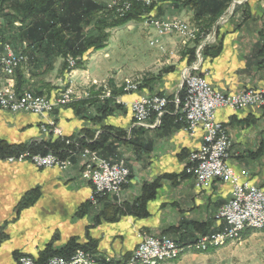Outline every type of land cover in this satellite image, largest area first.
I'll use <instances>...</instances> for the list:
<instances>
[{
  "label": "crops",
  "instance_id": "1",
  "mask_svg": "<svg viewBox=\"0 0 264 264\" xmlns=\"http://www.w3.org/2000/svg\"><path fill=\"white\" fill-rule=\"evenodd\" d=\"M153 1L156 16H180L201 28L226 10L223 0ZM135 23L110 30L105 46L88 50L70 78L61 71V57L53 59L49 71L38 68L39 61L32 58L42 57L40 61L48 65L52 61L50 55L39 56L42 49L31 54L28 74L21 72L17 78L16 73L12 83L18 91L31 89L51 97L63 89L59 88L62 82L68 85L70 80L73 100L53 113L62 135L82 144L102 141L94 149L97 154L113 161L123 158L131 173L118 200L106 197L90 205V188L80 178L82 161L74 145L64 143L58 149L73 162L64 172L0 159V264H14L21 254L42 257L70 243L120 264L130 256L137 233L143 230H167L186 244L194 235L217 227L214 212L228 197L229 186L214 181L197 189L191 177H180L184 159L198 148L202 132L190 136L177 120L176 108L166 111L159 124L152 115L150 125L142 128L134 125L130 112V102L140 95H177L193 44L178 45L174 36H165L166 52H157L147 44L151 30L143 28L141 21ZM197 71L223 92L264 88V0H245L218 23ZM127 79L137 82L138 89L121 90ZM39 119L31 113L0 111V140L33 146L61 142L62 137L41 131ZM215 119L232 140L230 163L236 170L246 169L250 182L264 189V107L220 108ZM158 179L155 196L146 202V215L129 213L127 207L142 194L143 184ZM241 246L248 254L263 250L264 229L246 230ZM189 253L182 258L200 255Z\"/></svg>",
  "mask_w": 264,
  "mask_h": 264
},
{
  "label": "built area",
  "instance_id": "2",
  "mask_svg": "<svg viewBox=\"0 0 264 264\" xmlns=\"http://www.w3.org/2000/svg\"><path fill=\"white\" fill-rule=\"evenodd\" d=\"M141 1V0H140ZM145 1V0H142ZM123 9H128L129 1L120 0ZM121 11V10H120ZM164 29H175L181 34L190 35L187 26L176 20L172 24L162 23ZM26 56L5 43L0 47V109L10 112H34L45 114L59 103H64L67 96L49 100L43 96H36L29 92V97H19L3 83V77L8 78L25 62ZM200 60L192 63L184 75V98L182 111L185 114L187 129L192 134L196 127L204 129L202 144L191 151L188 156L186 172L194 176L197 187L207 186L211 180H221L231 185L230 200L219 211L218 216L225 218L227 227L224 232L212 236L213 238L229 235L232 230L241 229L246 224L254 225L264 222V192L247 180V172L243 169L236 171L226 162L228 157L229 136L223 125L214 118L219 107L242 109L246 107H260L264 104L263 91L245 90L236 94H223L214 89L206 80L203 72H198ZM73 66V61L70 63ZM195 70V71H194ZM131 87H134L131 85ZM166 105V98L157 94L141 96L131 103L133 117L143 122L150 112L161 114ZM48 127L42 126V131L59 134V128L52 121ZM27 154L9 157V161H22ZM84 169L81 178L90 181L97 193L117 194L121 184L125 181L128 171L122 162H110L101 159L96 153L84 149L81 153ZM36 166H57L60 169L69 167L70 161L60 160L57 156L35 155L30 159ZM208 240L201 237L199 242ZM176 245L166 236L158 238L143 237L132 256L136 259L150 258L160 251L175 250ZM74 256H85L91 259L84 251H77L70 258L53 257L44 264H70ZM19 264H38L29 257L20 258Z\"/></svg>",
  "mask_w": 264,
  "mask_h": 264
},
{
  "label": "rangeland",
  "instance_id": "3",
  "mask_svg": "<svg viewBox=\"0 0 264 264\" xmlns=\"http://www.w3.org/2000/svg\"><path fill=\"white\" fill-rule=\"evenodd\" d=\"M127 1H129V6H128V9H125V10H122L123 6H122V4L119 3L120 0H107L105 3L101 4L103 6V8L101 10V11H103L102 13L106 14V17L104 18L105 22H109L112 18H117V16H121L124 12H126L127 10H129L132 7L133 2H138V3L142 4V6L145 8L143 13H142V15H141V17L138 18V19H130V20L126 21L125 23H122V24H120L118 26L105 27L104 33L107 35L105 43L107 42V39L109 37L110 30H112L114 28H118V27L119 28L120 27L125 28V27L131 26V25H136L135 22H140L141 21L143 28H149L151 30L150 33L146 34V40H147L148 46L150 48H153L154 50H157V52H160V53L166 52L165 43L163 41V38L165 36H174V38L176 39L178 45L186 46L187 44H190V43L193 44V48L191 49L192 50V54H190V56L188 57V60H187L188 61L187 64H190V65L183 69L182 77H181L182 78V83L180 84V88L178 90L177 95L176 96H172V95L171 96H166L163 93H161V94L154 93V94L160 95L162 97L164 96L166 98V105L162 109L160 115H158L156 113H153V112H150L148 118L145 121H143V122H140V121L136 120L133 117L132 111H131V103L134 100L139 99V97H141V96H147V94L146 95H140L139 97H137L136 99L131 101L130 102V112H131V116H132L134 125L139 126L141 128L142 127H148L150 125L148 123V119L152 115L154 117V121L157 120L158 124H159L161 122V119H162L161 117H163V115L165 114L166 111L169 112V111L173 110L174 108H176L177 120H181L184 123V129L187 131V133L190 136L194 135L197 130H200L202 132L201 141H200V145H201L202 144V137L204 135V129L202 127H196L194 129V132L191 134L189 132V130L187 129L188 125H187V122H186L185 114L182 111L183 98H184V75H185V72L188 69L191 68V66H192L191 62L192 61L193 62L199 61V60H200V62L202 61L203 54H204V51L206 50V47H208L209 43L212 40H214L215 29H216L218 23L221 20H224L225 17L227 16V14L229 12H231L237 4H241L245 0H223V2L226 3V5H225L226 10L224 12V15L221 18H219L218 20H214L213 18H211L210 22L205 26V28H201V27H199L198 23H195L194 21H191V20L186 19V18H182L180 16H164V17L163 16H156V14L154 13V1L153 0H145V1H142V0L141 1L140 0H127ZM23 2H24L23 0H16V1L15 0H9L8 2L2 3L0 5V47H2L3 44L7 43L11 47H13L16 51L22 52L26 56L25 62H23L20 65V67H18L15 70L13 75H11L8 78H4L3 77V80H4L3 83H4L5 86L9 87L16 95H18V94L20 95V94H22L24 92H30L33 95L43 96V97H45V98H47L49 100H54L56 98H61L62 96H67L66 102L59 103L58 105H56L55 107H53L51 110L47 111L43 115L42 114H37V113H34V112H26V111L15 112V113H31V114H34V115L38 116L40 118L39 120H40V129H41V131L43 130L42 126L48 127V125H47L48 121H52L54 126L59 128V126L57 125L56 119L53 117V113L58 108L66 105V104H70L71 101L73 100L72 97H73V95H75V93L70 88V80H69V84L68 85L63 83V82H62V84L60 86L58 85L59 88H61V89L63 88V89L60 90L57 94H55L54 97L45 95L43 93L41 94V92L37 93V92H35V91L31 90V89H21V90L18 91L15 88L14 84L12 83L17 72H18V74L16 75L17 78H20L21 72H23L24 74L25 73L28 74L27 68L29 67V63H30V59L29 58L31 56V54H29V51L27 50L26 40L21 36V31L22 30L25 31V29H23L24 26H22V23L19 20L11 17L12 15L16 14V9L13 6H15L16 4L23 3ZM110 10L115 11L116 14L115 15L111 14V13L107 14V12L110 11ZM10 18H12V19H10ZM176 20H180V23H182L185 26H187L188 30L190 31V35L181 34L178 31H176L175 29H171V30L164 29L163 26L161 25L162 23L172 24ZM94 21H95V18H92L90 20L89 24L84 27V31H85V33L87 35L96 34L97 33L96 30H95V27H94ZM214 21H216V22H214ZM213 24H214V26H213ZM104 46H105V44H104ZM42 54L43 53L39 52V56H43ZM55 57H59V58L61 57L62 58L63 61H62V64H61V71H63V74L68 76V78H70L73 75V73H74V71H75V69L77 67H81V65H82V64H80L79 66H76L75 63H76V60L79 59V57H72L70 54H67L65 57H63L61 55H59V56H56V55L51 56L50 58H51L52 61L49 62L50 65H48L47 61H40V60L43 59L42 57H40L39 60L37 58L36 59L32 58V59L35 60L36 63L39 61V63H37L38 68H40V70H41L42 67H43L44 71L46 72V71H49L51 69V67H52L51 65H52L53 59ZM72 61H73V66L70 65V63ZM170 68H171V66H168L165 69V71L167 72ZM57 72L58 71H54V73L52 72V74L55 75V74H57ZM208 83L211 85V83L209 81H208ZM131 85H133L134 87H131ZM119 87H120L121 90H123L125 92H130V91H134V90L138 89V83L137 82H132V81L127 79ZM214 89H216V88H214ZM216 90L220 91L223 94H236V93H238L240 91H245V90H255V91L261 90V91H263V98H264V88L246 87V88H243V89H241V90H239L237 92H223V91H221L219 89H216ZM85 97L90 98V93L86 92L85 93ZM263 107H264V104L262 106H260V107H254L253 106V107H246V108H252V109L261 110V109H263ZM220 108H228V107L223 106V107L217 108L216 110H218ZM229 109L234 110V111H239V110L245 109V107L242 108V109H240V108L239 109L229 108ZM0 111H5V112L11 113V114H15V113L10 112V111H8L6 109H0ZM214 118H215V113H214ZM217 122H219V121H217ZM223 127H224L225 131L227 132V130H226L224 125H223ZM59 131H60V133L57 134V136L62 137V140L65 139V144L74 145V147H76L77 150H78L76 152L79 154V157H80V159L82 161V166H81V169H80V178H81V174H82V171L84 169V162H83V159L81 157V153L84 151V149H89L90 151H92V152H94L96 154H97V152H96V150H94L95 148L92 149L91 147H89V146H87L85 144H82L76 138H74V141H72V140L70 141L69 139H66L62 135V131H61L60 128H59ZM118 131L120 132L121 130H118ZM42 132L46 133V134H53V133H50L49 131H42ZM227 134H228V132H227ZM124 135H122V136H124ZM228 136H229V134H228ZM88 137L90 138L89 135H88ZM229 140L230 141H229V147H228V157L226 159V162L229 165L233 166L230 163V161H229L230 160V149H231V144H232V140H231L230 136H229ZM191 151H193V150H191ZM190 152L188 153V155L184 159L183 166H182V169H181V172H180V177H183V175H188L189 177H191L192 183H193L194 187L197 188V189L207 188L214 181H218V182H222L224 184H227L229 186V188H230L228 197L217 207V209L214 212V219H215V221L218 222L217 227L216 226H215V228L213 227L211 230H208V232L199 233V234L194 235L191 238L190 242L186 243V244H180V242H179L180 239H181L180 235L169 234L167 232V230H164L163 232H160V233H154V232H152L150 230H143V231L137 233V243L134 246V248L131 250L130 256L125 260V262L120 263V264H143V263L144 264H264V249L263 250H259L256 254H252V253L248 254L247 251H244L245 249L241 246V238H242L243 233L246 230H263L264 226H262L260 228H256V227H252V226L246 224L245 226H243L237 232V235H233V236H229V237L225 236L224 240H223V238H220V239L216 240V238L212 237L214 235H217V234H220V233L224 232L226 227H227V222H226L225 218L218 216V213H219L220 209L225 204H227L228 201L231 198L230 197V195H231V185L226 183V182H224V181H221V180H211L207 186L197 187L195 185V183H194L195 182L194 176L186 172V167H187V164H188V156H189ZM24 153H26L27 156L22 161H15V160L9 161L8 160L9 157H12V158L13 157H17V156H20L21 154H24ZM48 154L55 155L60 160H65V159L69 160L70 161L69 167L66 168V169H60L57 166H48V167L36 166L31 160H29L31 156H35V155L46 156ZM97 156L99 158H101V159H105V158L100 157L98 154H97ZM0 159L6 160L7 162H12V163H14V162H29L32 165H34L35 167H37V168H55V169H57V170H59L61 172L67 171L69 168H71L72 163H73L71 158H70V156L61 157V156H59V155H57V154H55L53 152L40 153V152H32V151H30L28 149H25V150L19 152V154H17V155H7V156H5L3 158H0ZM105 160L110 161V162H122L123 165L126 167V169L128 171V175L126 176L125 181L121 184L117 194L109 193V192L97 193V192H95L94 185L90 181H86L83 178H81L83 182H85L86 184L89 185L90 192H89V196H88V203L90 205H96V204L99 203V201L102 198H106V197L112 198L114 200H118L120 198L121 194H122L123 188L125 187V185L129 181L131 170H130L129 166L126 164V160H124L123 158H121L119 160H116V161L108 160V159H105ZM241 169H243V170H245L247 172V176L246 177H247V180L250 182V180L248 179V171L246 169L239 168L238 170H236V169L235 170L239 171ZM153 182L157 183V186H156V189H155V192H154V195H153V197H154L155 194H156V191H157V189L159 187L160 179L155 180ZM153 182H150V183H153ZM150 183H148V184H150ZM250 183H252L253 185L259 187L264 192V189L262 187L256 185L253 182H250ZM142 191H143V187H142ZM141 195L131 205H133V204L136 205L138 200L141 198ZM153 197H151V198H153ZM151 198H149V199H151ZM149 199H147L144 202V208L146 206V202ZM161 236H166L167 238H169L176 245V247H177L176 250L178 251V253L174 257H168L167 255H163V257L162 256L161 257L160 256H156L155 258H153V260L151 259V260H147V261H142V260L131 261L132 256L134 255V252L137 249L139 243H141V240L143 239V237L158 238V237H161ZM201 237H208V240H204V241L199 242ZM213 239H215V240L213 241ZM217 243H219V244H217ZM212 244H214V245H212ZM77 251H84L91 258L90 259L91 262L90 263H85V264H115V263L111 262V260H109V258H106V257H103V258L99 259L98 255H96L97 252H95V251H92V250L86 251L85 249H82V248L75 249L68 257H64V256H62L60 254H54V255H48L47 258L42 259L43 255H41L42 257H40L38 255L34 256V255H30V254H21V255H19L17 257V259L15 260L14 264H19L20 258H22V257H29V258H31L32 260H34L38 264H44L46 261H48L49 259H51L53 257L70 258ZM179 251L181 253H179ZM186 253H189V254L194 253V254H200V255H199V257H196L194 259L193 258H182V256L184 254H186ZM171 254L172 253H170V255ZM203 255L204 256L206 255V256L204 257ZM180 261H182V263ZM152 262H154V263H152ZM157 262H159V263H157Z\"/></svg>",
  "mask_w": 264,
  "mask_h": 264
},
{
  "label": "trees",
  "instance_id": "4",
  "mask_svg": "<svg viewBox=\"0 0 264 264\" xmlns=\"http://www.w3.org/2000/svg\"><path fill=\"white\" fill-rule=\"evenodd\" d=\"M8 1L9 0H0V5ZM23 1V3L13 6L16 9V14L11 17L19 20L22 26H24L23 29H25V31H21V36L26 40L29 54L41 49V53L50 56L61 55L65 57L67 54H70L72 57H79V59L76 60V66L83 63V56L88 50L99 49L104 46L107 38V35L104 33L105 27L118 26L130 19H138L145 9L142 4L133 2L132 7L121 16H117V18H112L109 22H105L104 18L106 14L101 11L103 6L92 0ZM108 13L116 14L113 10L108 11L107 14ZM92 18H95L94 27L97 33L87 35L84 31V27L89 24ZM101 142L102 141L85 143V145L93 149L99 146ZM64 143L65 139L61 142L56 139L52 143H45L40 146H33L31 144L11 145L0 140V158L7 155H17L25 149L40 153L53 152L63 157L61 151L58 149L61 148ZM156 186V182L150 184L145 183L143 185L141 198L136 205L133 204L127 207L128 212L137 216H145L146 211L144 202L153 197ZM77 248L89 251V249L84 246L80 247L70 243L62 250L52 251L43 255L42 259L47 258L48 255L54 254L68 257Z\"/></svg>",
  "mask_w": 264,
  "mask_h": 264
},
{
  "label": "bare ground",
  "instance_id": "5",
  "mask_svg": "<svg viewBox=\"0 0 264 264\" xmlns=\"http://www.w3.org/2000/svg\"><path fill=\"white\" fill-rule=\"evenodd\" d=\"M19 97H29V92H24V93H22V94H20L19 95ZM250 226H252V227H256V228H260V227H262V226H264V222H259V224H254V225H250ZM240 229H235V230H232L230 233H229V235H223V236H219V237H217V239L216 240H218V239H220V238H223V240H224V237L225 236H233V235H237V232L239 231ZM241 232V231H240ZM239 236V235H238ZM231 238V237H230ZM228 239V238H227ZM235 239V238H234ZM215 239H213V241H214ZM224 242V241H223ZM217 244H219V243H217ZM212 245H214V244H212ZM179 247V246H178ZM183 247V246H182ZM206 247V246H205ZM176 248L177 247H175V250H171L170 251V253H172L171 255H170V253L168 254V251H160V253L159 254H154L153 256H151L150 258H145V259H136V260H142V261H147V260H153V258H155L156 256H162L163 257V255H167L168 257H174L177 253H178V251L176 250ZM180 249V248H179ZM179 253H181L180 251H179ZM88 260V261H87ZM160 260V259H159ZM166 260V259H165ZM91 262V260L90 259H88V258H85V256H74V257H72L71 258V262H70V264H85V263H90ZM139 262V261H138ZM155 262V261H154ZM154 262H152V263H154ZM157 263H159V262H157ZM144 264V263H143Z\"/></svg>",
  "mask_w": 264,
  "mask_h": 264
}]
</instances>
